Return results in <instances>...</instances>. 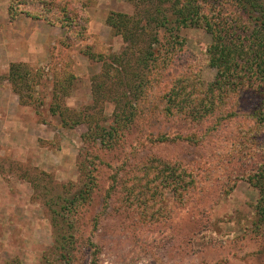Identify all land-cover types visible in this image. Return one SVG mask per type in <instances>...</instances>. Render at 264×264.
I'll return each mask as SVG.
<instances>
[{"label": "rangeland", "instance_id": "374dc122", "mask_svg": "<svg viewBox=\"0 0 264 264\" xmlns=\"http://www.w3.org/2000/svg\"><path fill=\"white\" fill-rule=\"evenodd\" d=\"M156 1L0 0V35L16 40L0 90L17 96L26 127H39L28 146L23 137L12 145L0 124V264H264L261 78L249 73L246 90L223 102L218 118L168 116L171 91L190 103L197 83L214 81L215 39L200 16V27L157 25ZM173 1L196 6L215 34L240 43L242 63L263 53L252 0L247 8L239 0ZM112 13L126 16L118 23L128 34L108 24ZM148 45L155 55L146 67L133 60ZM175 169L195 182L183 189L162 177Z\"/></svg>", "mask_w": 264, "mask_h": 264}, {"label": "trees", "instance_id": "16d2710c", "mask_svg": "<svg viewBox=\"0 0 264 264\" xmlns=\"http://www.w3.org/2000/svg\"><path fill=\"white\" fill-rule=\"evenodd\" d=\"M239 1L243 7L247 8V3L245 2V0H239ZM153 2L154 0H149L150 5H152L151 3ZM156 2L160 4L159 5L160 7L157 6L155 7L157 8L156 10L159 15H151V17L152 20H154V22L157 25L161 27L167 26L166 30H171V31L181 30L182 28H188L190 26L200 27L201 21L205 19V24H206L205 28L206 30L214 33L212 34L214 35V39H215L214 44L208 48L209 63L217 70L214 81L204 86L200 83H197L196 86L197 96L193 100H191L190 103H187L188 102L187 99H183L182 97L183 92L179 91V89L178 91L177 89H175V91H171V94L168 99L169 106L164 108V111L167 113L168 116H173L174 113H176L177 116L185 114L187 117L190 116L196 122L198 119L201 120V122H203L207 117L206 114L209 113H211L210 117H212L213 114H215L214 118H218L222 114L221 111L222 107L226 105V103L223 102H227L229 97L232 95H236L237 98L240 97L243 94V92L246 90L245 88L248 86L246 85V83L250 77L249 73H252V75L255 74L256 76L255 78L257 79L259 76V78H261L260 82L262 88L264 87V77H263L264 51L263 53H261V55H258L257 54L258 52H255L254 53L255 56L251 57V60L246 58V61L244 60V63H242L241 59L245 57L244 55H242L244 51H241V44L240 43L237 44V41L235 39H233L232 41L235 40L236 43L233 42V44H228L226 43L227 41H225V38L222 37L221 34L219 35L215 34V32L217 31L219 32V30L217 29V31H215L213 29L214 24L212 23V21L202 17L201 13L198 11V8L196 6L189 4L183 5L180 1L174 2L173 0H157ZM250 3H252L253 8L255 9L254 11H256L257 14V16L253 17V20L258 22L256 24L258 30L255 28L254 33L255 35H257L256 36L257 39H260L259 45L263 49L264 48V8H262V5L255 0H252V2L250 1ZM166 4H169V7H164L166 6ZM161 6H163V8L165 9L161 8ZM171 9L173 10L174 13L171 16L169 15L170 16L169 17L167 14V10L169 11ZM199 16L202 18L201 21H199ZM125 17L126 16L122 14L112 13L109 16L107 22L114 30H116V32L125 35L124 33L128 34L129 31L128 30L125 31L126 30L125 29L124 32L122 33L120 25L118 23V18H119V22L123 23V21H125L126 19ZM170 22H175V23L171 24ZM157 25L156 27H158ZM124 39L126 40L130 39L129 35L126 37L124 36ZM152 46L153 45H148L147 51L145 53V57L144 55H141V53H139L140 54L139 57H142L141 61L139 57L137 58L135 57L136 59L134 58L133 61H137L139 63L142 62L147 67L149 62L153 60L155 55V51L151 49ZM133 48L134 46L128 49V51L132 53L130 54V56L133 55L134 52ZM249 48L246 49V53L249 56H252L253 52L249 51ZM129 58L130 60H132L133 57H129ZM120 61L121 60L119 59V62ZM15 66L16 65H12V70ZM125 66L127 67L125 68L126 73L124 74L123 71V74L126 76V74H128L127 72L129 68H131L132 66L131 61H126ZM163 69L164 67H161L160 69L157 70V72H161L163 71ZM157 72L152 79V84L154 85L155 83H157V81L160 80ZM152 87L153 85L150 86V88ZM136 92L139 93L137 90ZM178 92H180V94ZM107 94L108 95L112 94V91H107ZM262 94L264 95V91H262ZM152 95L153 93H149V95H146L145 99L147 100L148 98H151ZM185 97H187V95L184 93V98ZM136 98L140 99V97L138 96ZM171 101H174L177 105H173L172 104L173 102L171 103ZM236 104H238L237 100H236ZM133 105H136V103H133ZM147 108L149 109L148 111L150 112L152 118L158 117L157 114H159V112L157 113V106L149 105ZM260 108L261 107H256L255 110L252 111L254 117H255V112H257ZM135 112L131 113L132 116H134ZM136 113L138 114H136L134 117H138L140 115L139 112ZM199 114L201 115L200 118L197 117ZM232 114L229 113V115H227V117L224 118V122L229 121V119L231 120V118L235 116ZM179 117L182 118V116ZM215 121L217 123V119H215ZM213 128L214 127L208 130L211 131L213 130ZM159 140L167 141L169 140V138L165 135H162L161 137H159ZM161 175L164 179L168 181L170 179H174V180L178 179L182 183L183 189L186 186H189L190 184L195 182L194 177L190 173L182 169L179 170L175 169L172 172L171 170H168V174L164 172V174L161 173ZM162 177L160 175H156L154 178L160 179Z\"/></svg>", "mask_w": 264, "mask_h": 264}, {"label": "crops", "instance_id": "0c3cea01", "mask_svg": "<svg viewBox=\"0 0 264 264\" xmlns=\"http://www.w3.org/2000/svg\"><path fill=\"white\" fill-rule=\"evenodd\" d=\"M18 22L19 21H16L14 23V27L17 28ZM9 27H12V25H10ZM16 37H17L16 34H14V38ZM10 38L12 37L10 36ZM6 39L2 38V36L0 35V71L2 70L6 71L7 69L6 66L2 68V61H4V64H5V61L12 59V55L10 54L12 52H10L9 47L12 43L16 42V40H12V39L6 40ZM14 58L20 60L21 55L20 54L16 55L14 56ZM0 95L2 96V99L0 98V107H2V114L0 115L1 116L0 118L2 121V123H0L2 125V130H1L2 135H5L8 138L12 139L8 141L12 145H14V142H15L14 140H19L23 137L26 140L25 144H27L28 146L29 144L27 143V141L29 143L33 142L31 135H35L36 133H38L37 130L39 127H36V124L31 125L32 127H26L24 123H22L19 120L20 114L24 113V109L20 107L17 96H14L12 91H10V89L7 88V86L2 87V90H0ZM27 114L29 113L27 112ZM8 134H11V135H8ZM12 134H15V135H12ZM27 150L31 152V147H27ZM17 151L19 150L17 149ZM29 151H27L28 154H29Z\"/></svg>", "mask_w": 264, "mask_h": 264}]
</instances>
